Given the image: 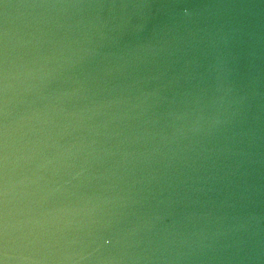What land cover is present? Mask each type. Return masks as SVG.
I'll use <instances>...</instances> for the list:
<instances>
[{"label": "water", "instance_id": "1", "mask_svg": "<svg viewBox=\"0 0 264 264\" xmlns=\"http://www.w3.org/2000/svg\"><path fill=\"white\" fill-rule=\"evenodd\" d=\"M0 264H264V0H0Z\"/></svg>", "mask_w": 264, "mask_h": 264}]
</instances>
